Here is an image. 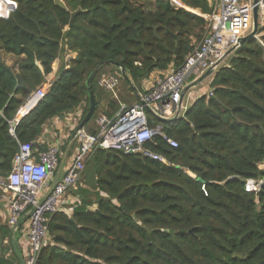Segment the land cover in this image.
<instances>
[{"label": "trees", "instance_id": "obj_1", "mask_svg": "<svg viewBox=\"0 0 264 264\" xmlns=\"http://www.w3.org/2000/svg\"><path fill=\"white\" fill-rule=\"evenodd\" d=\"M13 1L17 10L0 19L4 178L20 145L37 150L53 119L83 107L87 115V82L101 64L121 66L123 83L140 90L154 72L182 67L208 26L162 0H62L67 11L54 0ZM181 1L203 15L213 11L208 0ZM66 51L77 56L59 68L47 95L11 134L17 111ZM4 54L16 58L17 69ZM229 57L212 78L211 95L198 98L183 118L150 117L151 126L162 125L178 143L172 148L158 136L145 146L167 164L142 154H94L88 162L94 186L78 185L72 193L83 211L50 218V239L37 264H264V37L247 40ZM106 71L120 70L109 65L96 72L97 107L100 91L112 98L99 86ZM108 106L111 117L118 105L111 99ZM249 181L256 191L247 190ZM17 251L8 226H1L0 264H18Z\"/></svg>", "mask_w": 264, "mask_h": 264}, {"label": "built area", "instance_id": "obj_2", "mask_svg": "<svg viewBox=\"0 0 264 264\" xmlns=\"http://www.w3.org/2000/svg\"><path fill=\"white\" fill-rule=\"evenodd\" d=\"M162 1L188 10L181 0ZM254 7V0H216L211 15L206 18L208 26L204 37L182 67L160 76L149 90L138 94L134 104H120L114 116L100 115L95 132L76 130L73 140L78 141V148L62 175H59L62 159L59 143L49 144L43 152H35L31 143L20 145L8 177L0 175V193L6 198L12 234L22 231L23 264H37L50 239V218L63 211L71 214L76 209L78 199L68 208L64 201L81 185L87 164L98 150L142 154L167 164L164 157L146 150L145 146L158 136L172 148H177L178 143L167 136L161 125L151 126L150 117L165 121L175 118L178 112L179 119L185 116L189 108L185 97L188 95L189 98L191 93L184 94V91L209 70L214 69L216 73L225 55L252 32ZM17 8L18 4L13 0H0V19H9ZM257 8L259 26H263L264 0H258ZM120 78L121 73L104 74L99 86L117 99ZM51 86L52 82L46 81L17 111L11 123V134L47 95ZM207 94L210 96L211 91ZM74 119L77 117L71 118L70 122ZM257 187L254 181L247 184L248 191H256Z\"/></svg>", "mask_w": 264, "mask_h": 264}, {"label": "crops", "instance_id": "obj_3", "mask_svg": "<svg viewBox=\"0 0 264 264\" xmlns=\"http://www.w3.org/2000/svg\"><path fill=\"white\" fill-rule=\"evenodd\" d=\"M211 1L212 0H208L209 5L213 9V7L215 6L216 0H213L214 5H212ZM188 10L197 16L203 17L204 19H206L208 17L207 15H203L200 12V10H192V9H188ZM76 56H77L76 53H71V52L66 51L65 54H63L62 57L59 58L55 62L54 66H53V73L47 77V82L48 81L53 82L56 78V75L59 71V68L62 65H68L70 63V61L72 59H74ZM3 59L8 66H10V67L15 66V68L17 69L18 66H16V58L14 56L4 54ZM12 61H14L15 65L11 64ZM171 71H173V68H170L168 71H165V72H160V71L154 72L150 76V78L142 84V87L140 90L133 88V86L131 87L132 89H130L128 86H126L122 81L123 75H122L121 71H119V74L121 73V78L119 80V85L117 87V99H114V97L112 96V100H114L117 103L118 109L115 113H113L112 116H114L118 112L120 104H126V105L134 104L138 99L139 93H141L142 91L149 90L154 85L155 81L160 76H162L168 72H171ZM214 75L212 77H210L209 79H207L204 83H202L201 85L196 87L195 89L190 90L191 95L189 96V99L187 100V98H186L188 95H186V97H185L186 103L188 101L190 104L194 103L198 98H200L197 95H195V94H197L196 90L200 86L206 85L209 82H211ZM209 91H210V89L208 91H205L203 94L206 95ZM121 95L123 96L124 99L121 97ZM194 95H195V98L192 100ZM128 100L133 101V102L129 103ZM84 110H85L84 107L79 108L75 112L68 114V115H65L62 118L53 119L44 128V132L37 142V150H34L35 152L36 151L37 152H43V151H45V149H47L49 144L55 143V142L59 143L58 145H59V148H60L61 154H62L61 166L59 169V175H62L64 173V170L66 168L67 163L72 159V157L74 156V153L76 152V150L78 148V141L73 140V136H74L76 130L79 129L83 119L85 118L84 117V113H85ZM109 112H110V109H109ZM104 115H107V114H104ZM75 117H77V119H74L72 122H70V119L71 118L73 119ZM83 130L88 132V133L95 132L97 130L96 122H95L94 127H92V128H90V122H89ZM41 149H42V151H40ZM77 198L78 197H76L75 194L74 195L71 194V195L67 196L65 201H64L65 202V204H64L65 208L66 207L68 208V206L73 205L75 199H77ZM1 226H8V228H9V225H8V206L6 203V198L4 195H2L0 193V227ZM9 230H10V228H9ZM21 232L22 231H19V232L17 231L15 234H12V232H11V239L16 241V245H17V249H18V251H17V254L19 256V259L17 258L19 261L18 264H21L20 260L23 261V250L24 249H23V238H22ZM5 243H7V242L5 241ZM12 246H13V243H12Z\"/></svg>", "mask_w": 264, "mask_h": 264}, {"label": "water", "instance_id": "obj_4", "mask_svg": "<svg viewBox=\"0 0 264 264\" xmlns=\"http://www.w3.org/2000/svg\"><path fill=\"white\" fill-rule=\"evenodd\" d=\"M55 2V5L58 6L60 9L64 10V11H67V7L65 5V3L62 1V0H54ZM257 3H258V0H254V10H253V30L252 32L247 36L245 37L244 39H242V41L236 46L234 47L233 49H231L224 57V59L221 61V63H223L230 55H232L237 49H239L247 40L253 38L256 36L258 30H259V19H258V8H257ZM81 12L80 10L74 12L71 14V21H70V25H69V28L72 26L73 24V20L75 18V16ZM220 63V64H221ZM109 65H115L119 68V70L121 71L122 75L124 78H127L126 77V74L123 70V68L117 64H115L114 62L112 61H108V62H105L103 64H101L97 69L96 71L89 77L88 79V82L87 84L89 85V88H90V107H89V111L87 113V115L85 116V118L83 119L80 127H79V130H82L84 129L87 124L91 121V119L93 118L94 116V113L97 109V102H96V99H95V95L93 93V90H92V81H93V78L94 76L96 75V72L98 71V69L101 67V66H109ZM215 74V71L214 69H211L209 70L205 75H203L200 79H198L197 81H195L194 83H192L191 85H189L186 90L184 91V94H186V92L192 90V89H195L196 87H198L199 85H201L202 83H204L207 79H209L210 77H212L213 75ZM133 86V85H132ZM134 88V86H133ZM179 120V112L177 114V116L173 119H170V120H165L163 122H175ZM76 213H79V212H82L83 211V208L79 205L76 207L75 209ZM14 245V243H13ZM21 264H23V261L20 260Z\"/></svg>", "mask_w": 264, "mask_h": 264}, {"label": "rangeland", "instance_id": "obj_5", "mask_svg": "<svg viewBox=\"0 0 264 264\" xmlns=\"http://www.w3.org/2000/svg\"><path fill=\"white\" fill-rule=\"evenodd\" d=\"M211 3H212V5H214V2H213V0L211 1ZM198 12V11H197ZM207 20V19H206ZM264 37V25L263 26H259V30H258V32H257V34H256V36H255V39L259 42V43H262V38ZM229 59H230V57H228L225 61H224V63L221 65V67L222 66H224V65H226V64H228L229 63ZM11 64L13 65H15V63H14V61H12L11 62ZM220 67V68H221ZM219 68V69H220ZM105 74H111L109 71H106V73ZM210 85H211V82H209L208 84H206V85H203V86H200L197 90H196V92H197V94H195V95H197L198 97H201V96H203L204 94V92L205 91H208L209 89H210ZM195 95L193 96V98H192V100L195 98ZM121 97L123 98V96L121 95ZM187 98V100L189 99L188 97H186ZM111 96L110 95H107V94H105V93H103V92H101L100 91V93H99V107H97V110L95 111V113H94V119L93 120H91L90 121V128H92V127H94V125H95V122H96V120L98 119V117L100 116V115H103V114H106V112L107 111H109V106H108V103H109V101H111ZM124 99V98H123ZM126 100V99H125ZM128 102L129 103H132L133 101H129L128 100ZM185 104H186V106L187 107H190L193 103H189V101L186 103V101H185ZM157 126H159V125H157ZM162 126V125H161ZM90 165V163L88 164V166H87V168L85 169V172H84V174H85V176L83 177V180H82V183H81V185L82 186H84L85 188H90V187H93L94 186V176H93V174H91V167L89 166ZM88 172V174L89 175H87L86 176V173ZM75 191V190H74ZM74 191L72 192V193H74Z\"/></svg>", "mask_w": 264, "mask_h": 264}]
</instances>
